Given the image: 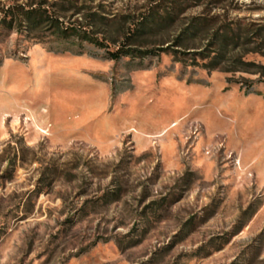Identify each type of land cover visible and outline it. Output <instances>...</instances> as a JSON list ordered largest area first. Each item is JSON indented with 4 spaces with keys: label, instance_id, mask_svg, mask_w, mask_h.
Returning <instances> with one entry per match:
<instances>
[{
    "label": "rangeland",
    "instance_id": "obj_1",
    "mask_svg": "<svg viewBox=\"0 0 264 264\" xmlns=\"http://www.w3.org/2000/svg\"><path fill=\"white\" fill-rule=\"evenodd\" d=\"M260 26L264 0H0V264H264V84L206 66Z\"/></svg>",
    "mask_w": 264,
    "mask_h": 264
},
{
    "label": "trees",
    "instance_id": "obj_2",
    "mask_svg": "<svg viewBox=\"0 0 264 264\" xmlns=\"http://www.w3.org/2000/svg\"><path fill=\"white\" fill-rule=\"evenodd\" d=\"M19 8L20 10L15 12L16 15L21 20V23L24 21V23H26V25L32 30H37L43 25L49 24V26L52 27V30H54L56 33V36L60 39H70L74 36H77L92 43H96L97 45H103V43L99 42L98 39H94L93 36L87 33H83L82 35L81 30L77 28L72 27L64 29L61 27L62 24L60 21L58 19L51 18L45 10H26L22 7ZM150 16L151 18H146V20L142 22L143 29H139L133 35L127 36V40L138 37L140 33L144 34L148 31L155 30L157 24L160 26V23L158 22V19H156L155 15ZM85 17L86 21H88V23L90 22L92 28L95 27L98 30L104 29L105 31L109 32V20L106 18V16L98 15V13H88V15ZM169 18L171 19V17ZM169 18H165L164 20H169ZM201 20V23L198 25L194 24L191 30H186L185 32L192 34L197 32L199 29H204L209 25L208 21L205 19ZM216 37L218 38V42L216 43L218 50L215 51V55L211 59L210 63L206 65L207 68L211 70L218 69L230 74L247 73L254 75L256 77L254 81L247 79L235 81L236 83L240 84L241 88L247 93L253 92L255 85L264 84V64L257 63L255 61L244 60V57L250 53L260 54L262 57H264V26H260L256 29L255 33L252 34V39H246L243 42L239 40L236 33H231L229 30L217 33ZM181 40V38L178 39V42H181ZM247 44H252L253 47L251 49H243V51H240V48ZM126 46L127 45L125 44L121 47H118L116 50H108L107 58L110 60L119 61L125 57H143L152 53L151 51H137L133 48H127ZM74 53L80 54L81 52Z\"/></svg>",
    "mask_w": 264,
    "mask_h": 264
}]
</instances>
